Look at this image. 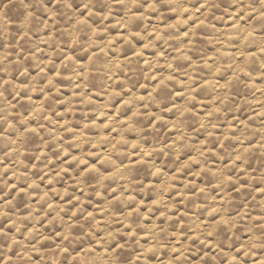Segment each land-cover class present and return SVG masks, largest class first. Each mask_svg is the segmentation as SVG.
Listing matches in <instances>:
<instances>
[{
    "label": "clouds",
    "instance_id": "clouds-1",
    "mask_svg": "<svg viewBox=\"0 0 264 264\" xmlns=\"http://www.w3.org/2000/svg\"><path fill=\"white\" fill-rule=\"evenodd\" d=\"M0 264H264V0H0Z\"/></svg>",
    "mask_w": 264,
    "mask_h": 264
}]
</instances>
